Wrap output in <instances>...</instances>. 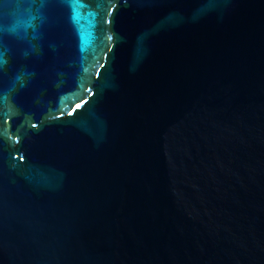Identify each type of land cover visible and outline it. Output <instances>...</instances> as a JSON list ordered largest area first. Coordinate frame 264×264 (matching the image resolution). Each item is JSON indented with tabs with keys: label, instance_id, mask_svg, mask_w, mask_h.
I'll return each instance as SVG.
<instances>
[{
	"label": "water",
	"instance_id": "95a60500",
	"mask_svg": "<svg viewBox=\"0 0 264 264\" xmlns=\"http://www.w3.org/2000/svg\"><path fill=\"white\" fill-rule=\"evenodd\" d=\"M0 61V264H264V0H0Z\"/></svg>",
	"mask_w": 264,
	"mask_h": 264
},
{
	"label": "snow or ice",
	"instance_id": "6c2138e0",
	"mask_svg": "<svg viewBox=\"0 0 264 264\" xmlns=\"http://www.w3.org/2000/svg\"><path fill=\"white\" fill-rule=\"evenodd\" d=\"M3 61H0V63H2ZM83 102V101H82ZM81 105L80 104H76L75 107L79 108Z\"/></svg>",
	"mask_w": 264,
	"mask_h": 264
}]
</instances>
